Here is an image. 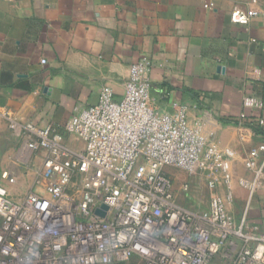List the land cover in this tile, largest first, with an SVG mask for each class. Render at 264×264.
Segmentation results:
<instances>
[{
    "label": "built area",
    "instance_id": "1",
    "mask_svg": "<svg viewBox=\"0 0 264 264\" xmlns=\"http://www.w3.org/2000/svg\"><path fill=\"white\" fill-rule=\"evenodd\" d=\"M256 11L234 8L230 21L247 25ZM44 62V61H43ZM150 63L129 68L124 95L103 88L97 104L75 109L62 131L0 118L41 163L32 186L15 199L16 178L0 174V264H264V225L248 220V205L264 192V143L248 150L245 213L236 221L234 154L209 143L186 109L167 113L151 98ZM245 109L258 102L244 98ZM246 114L240 115L246 120ZM74 137L68 145L65 135ZM33 155V156H34ZM181 172V194L206 177L208 206L187 207L175 195L167 170ZM100 211L103 215L97 214Z\"/></svg>",
    "mask_w": 264,
    "mask_h": 264
},
{
    "label": "crops",
    "instance_id": "2",
    "mask_svg": "<svg viewBox=\"0 0 264 264\" xmlns=\"http://www.w3.org/2000/svg\"><path fill=\"white\" fill-rule=\"evenodd\" d=\"M234 8L257 16L233 24ZM141 59L150 63L159 109L184 107L190 126L233 152V170L243 176L248 150L264 143V0H0V111L20 124L62 131L75 109L98 103L103 88L122 98L129 68ZM247 97L258 107L245 109ZM26 139L0 118V174L16 178L9 191L18 199L41 163ZM65 141L76 146L71 135ZM29 166L32 182L19 183L28 177L19 169ZM234 187L247 201L246 190ZM249 210L263 220L249 222L262 228L264 192Z\"/></svg>",
    "mask_w": 264,
    "mask_h": 264
},
{
    "label": "rangeland",
    "instance_id": "3",
    "mask_svg": "<svg viewBox=\"0 0 264 264\" xmlns=\"http://www.w3.org/2000/svg\"><path fill=\"white\" fill-rule=\"evenodd\" d=\"M35 159V158H34ZM18 170V169H16ZM19 170H26L28 173L27 178H21L19 179L20 182H24V184H28L29 182H32V175L34 174L35 171V166H29V168H23ZM167 174L171 177L173 181V188L175 190V195L176 198L183 203V205L187 207H203L206 208L208 206L211 194L209 191L206 190V177L205 176H198L196 179H194L191 183V200L190 201H185L180 188H181V182L185 179L183 174L178 171L174 170H167ZM240 176V170H235L234 171V179L233 183L231 184L233 195L235 197V201L233 204L228 205L227 211L228 213L236 220L239 221L242 216L245 213V208H246V197L243 191L236 189L234 186L238 184V178ZM15 199H18L14 197ZM20 198V197H19ZM258 213L257 211H248L247 217L251 219L252 221H263L260 216H257ZM259 228L261 227V224L258 226ZM120 264H144V262L140 259L133 258L130 261L126 263H120ZM219 264V263H215Z\"/></svg>",
    "mask_w": 264,
    "mask_h": 264
},
{
    "label": "water",
    "instance_id": "4",
    "mask_svg": "<svg viewBox=\"0 0 264 264\" xmlns=\"http://www.w3.org/2000/svg\"><path fill=\"white\" fill-rule=\"evenodd\" d=\"M97 214H99V215H103L100 211H97Z\"/></svg>",
    "mask_w": 264,
    "mask_h": 264
}]
</instances>
